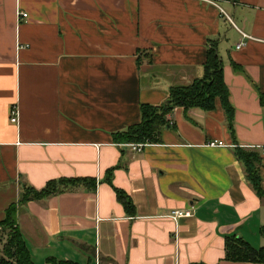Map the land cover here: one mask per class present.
<instances>
[{
  "label": "crops",
  "instance_id": "obj_1",
  "mask_svg": "<svg viewBox=\"0 0 264 264\" xmlns=\"http://www.w3.org/2000/svg\"><path fill=\"white\" fill-rule=\"evenodd\" d=\"M209 41L234 137L216 99L174 109L140 153L116 143L141 105L202 77ZM263 146L264 0H0V221L24 186L96 183L17 204L32 264H252L224 259L226 237L264 248V199L233 149Z\"/></svg>",
  "mask_w": 264,
  "mask_h": 264
},
{
  "label": "trees",
  "instance_id": "obj_2",
  "mask_svg": "<svg viewBox=\"0 0 264 264\" xmlns=\"http://www.w3.org/2000/svg\"><path fill=\"white\" fill-rule=\"evenodd\" d=\"M235 2L237 0H224ZM203 75L185 86H175L169 89L165 102L160 106L143 104L140 106V122L129 127L126 131L116 133V143H158L160 131L170 126L168 116L176 108L185 111L198 109L210 112L215 107L218 99L225 115L227 129L234 137L233 114L234 110L229 102V90L223 80V64L216 49V42L209 41L207 45L205 61L202 65ZM235 158L243 167L245 178L254 193L264 199V191L261 188L260 153L256 148L233 149ZM84 185L93 189L94 180L89 179H57L48 181L40 190L31 187H22L17 204H25L29 201H40L48 197L58 195ZM117 199L128 209L130 202L120 191H116ZM17 204L13 203L5 210L4 217L0 221V264H32L31 255L16 225ZM3 237H5L3 241ZM226 261L264 264V248L255 249L237 236L225 238ZM47 264H76L71 261L48 259Z\"/></svg>",
  "mask_w": 264,
  "mask_h": 264
},
{
  "label": "built area",
  "instance_id": "obj_3",
  "mask_svg": "<svg viewBox=\"0 0 264 264\" xmlns=\"http://www.w3.org/2000/svg\"><path fill=\"white\" fill-rule=\"evenodd\" d=\"M212 4L215 5L214 1H208ZM220 9V8H219ZM220 11L224 14L223 10L220 9ZM19 18H26V14L23 13H18L17 15ZM245 45V43H240L237 45V49H240L241 47H243ZM10 123L12 124H17L18 123V111L17 108L15 106L11 107L10 109V119H9ZM148 144H150L149 142H145V143H129L127 146L130 148V150L133 153H140L144 147H146ZM209 146L211 147H217V146H221L220 143H211L209 144ZM256 149H260L262 156H264V146L263 147H258ZM190 216V212L189 211H172L169 215V217L175 221L177 219L180 218H185V217H189ZM0 233H1V227H0Z\"/></svg>",
  "mask_w": 264,
  "mask_h": 264
},
{
  "label": "rangeland",
  "instance_id": "obj_4",
  "mask_svg": "<svg viewBox=\"0 0 264 264\" xmlns=\"http://www.w3.org/2000/svg\"><path fill=\"white\" fill-rule=\"evenodd\" d=\"M222 6V5H221ZM223 8V7H222ZM5 237H3V241H4ZM0 250H1V245H0Z\"/></svg>",
  "mask_w": 264,
  "mask_h": 264
}]
</instances>
